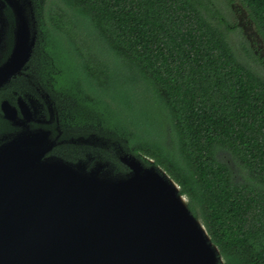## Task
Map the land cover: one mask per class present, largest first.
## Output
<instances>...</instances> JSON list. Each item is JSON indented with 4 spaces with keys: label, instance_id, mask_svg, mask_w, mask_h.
Returning <instances> with one entry per match:
<instances>
[{
    "label": "trees",
    "instance_id": "16d2710c",
    "mask_svg": "<svg viewBox=\"0 0 264 264\" xmlns=\"http://www.w3.org/2000/svg\"><path fill=\"white\" fill-rule=\"evenodd\" d=\"M48 1L44 81L66 98L63 116L74 112L78 127L65 134L102 137L90 151L113 161L114 174L128 171L119 149L153 159L221 264H264V0H239L238 23L215 0ZM237 29L259 70L236 55L228 32ZM79 105L86 119H75Z\"/></svg>",
    "mask_w": 264,
    "mask_h": 264
},
{
    "label": "water",
    "instance_id": "95a60500",
    "mask_svg": "<svg viewBox=\"0 0 264 264\" xmlns=\"http://www.w3.org/2000/svg\"><path fill=\"white\" fill-rule=\"evenodd\" d=\"M22 37L28 33L18 30L14 55L0 67V85L25 45ZM35 41L33 36L26 58ZM2 111L9 120L17 118L7 101ZM50 134L0 135V264L224 261L180 185L153 159L146 165L119 149L128 171L114 174L108 168L115 163L91 151L74 161L50 153L56 145ZM88 139L90 145L102 142L94 134Z\"/></svg>",
    "mask_w": 264,
    "mask_h": 264
},
{
    "label": "flooded vegetation",
    "instance_id": "af4514ba",
    "mask_svg": "<svg viewBox=\"0 0 264 264\" xmlns=\"http://www.w3.org/2000/svg\"><path fill=\"white\" fill-rule=\"evenodd\" d=\"M43 5V0H0V67L14 55L18 30L28 33V39L21 38L25 45L20 46L16 62L11 65L8 77L0 85V130L4 128L0 133L50 130V138L56 140L50 153L61 154L60 149H67L71 154H79L76 155L77 159L85 158L92 147L89 137L65 134V128L69 130L70 126V130L75 132L78 127L74 124V112L70 109L67 117L63 116L62 109L65 107L61 100L66 98L57 95L55 89L44 81L49 71L43 65L41 50L42 16L46 11ZM33 36H36V41L26 58ZM50 73L55 74L57 70L53 68ZM4 101L16 110L17 118L14 121L4 117ZM93 145L98 146L99 142Z\"/></svg>",
    "mask_w": 264,
    "mask_h": 264
},
{
    "label": "rangeland",
    "instance_id": "374dc122",
    "mask_svg": "<svg viewBox=\"0 0 264 264\" xmlns=\"http://www.w3.org/2000/svg\"><path fill=\"white\" fill-rule=\"evenodd\" d=\"M215 1L217 3V6L222 10V12L225 14V16L230 22L238 23L237 14L235 12V9H233L234 8L233 6L236 4H240L239 0H233L234 1L233 4L232 2H229V0H215ZM228 37L239 59L244 63L250 65L255 70H259L261 68L260 64L257 63L254 59L250 58L248 53L243 48L244 47L243 45H246L247 47L250 45V43L248 44L247 41L248 38L243 33V30L237 29L235 31L228 32ZM87 117H88L87 107L84 105H79V109L76 110L75 112V119L77 118L86 119ZM93 134L94 133H92V135ZM94 135L97 136V134Z\"/></svg>",
    "mask_w": 264,
    "mask_h": 264
}]
</instances>
